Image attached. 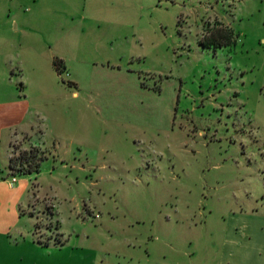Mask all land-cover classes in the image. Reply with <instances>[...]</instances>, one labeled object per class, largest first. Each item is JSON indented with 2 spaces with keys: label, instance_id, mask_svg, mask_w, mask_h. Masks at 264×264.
<instances>
[{
  "label": "rangeland",
  "instance_id": "obj_1",
  "mask_svg": "<svg viewBox=\"0 0 264 264\" xmlns=\"http://www.w3.org/2000/svg\"><path fill=\"white\" fill-rule=\"evenodd\" d=\"M1 62L45 157L1 264H264V0H0Z\"/></svg>",
  "mask_w": 264,
  "mask_h": 264
},
{
  "label": "crops",
  "instance_id": "obj_2",
  "mask_svg": "<svg viewBox=\"0 0 264 264\" xmlns=\"http://www.w3.org/2000/svg\"><path fill=\"white\" fill-rule=\"evenodd\" d=\"M12 72L9 66L1 62L0 82L3 84L6 73L12 76ZM7 82L10 85L11 79L9 78ZM35 113L34 105L22 94V88L16 85L15 90H3L0 86V261H5L4 248H8L7 255L11 254L10 260L16 254L15 249L19 247L22 236L19 222L24 214L22 203L26 201V206L29 190L27 181L17 184V177L8 174L7 164L10 157L8 144L14 136L26 134L33 145H44L42 132L38 136L34 134L38 128L34 122ZM8 178H14L15 182L8 184L10 180ZM28 232L31 233V240L29 239L27 243L33 249L41 247L33 239L32 231L29 229Z\"/></svg>",
  "mask_w": 264,
  "mask_h": 264
},
{
  "label": "trees",
  "instance_id": "obj_3",
  "mask_svg": "<svg viewBox=\"0 0 264 264\" xmlns=\"http://www.w3.org/2000/svg\"><path fill=\"white\" fill-rule=\"evenodd\" d=\"M237 36L226 26L220 23H214L211 28L205 30L199 39V46L202 49H222L228 48L235 44ZM52 68L57 76H60L64 69L63 63L59 59L52 60ZM21 84L19 83V87ZM45 159L43 154L37 149L32 148L30 151H22L17 155L11 154L8 159V174L12 177H22L26 175L37 174L41 162ZM47 247V243L40 245Z\"/></svg>",
  "mask_w": 264,
  "mask_h": 264
},
{
  "label": "built area",
  "instance_id": "obj_4",
  "mask_svg": "<svg viewBox=\"0 0 264 264\" xmlns=\"http://www.w3.org/2000/svg\"><path fill=\"white\" fill-rule=\"evenodd\" d=\"M15 182L14 178H10L9 183L8 184H13Z\"/></svg>",
  "mask_w": 264,
  "mask_h": 264
}]
</instances>
